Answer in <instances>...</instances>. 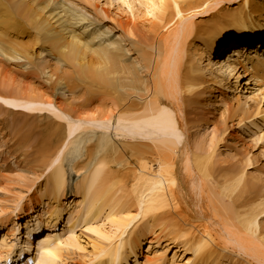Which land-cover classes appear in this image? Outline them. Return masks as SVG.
Masks as SVG:
<instances>
[{
	"label": "rangeland",
	"instance_id": "374dc122",
	"mask_svg": "<svg viewBox=\"0 0 264 264\" xmlns=\"http://www.w3.org/2000/svg\"><path fill=\"white\" fill-rule=\"evenodd\" d=\"M2 1L0 0V2ZM6 1H9L8 7L12 12L20 5V7H23L24 13L29 7L38 11V8L45 7L44 3H50L46 10L40 13L41 22L48 19L46 12L55 13L54 8H52L55 6L62 8V10L70 9L83 16L85 27L81 24L71 25L70 29L76 30L77 34L81 33L83 39L94 46L93 49L100 48L97 45H101V48L113 51V55L116 54L119 58L118 69L137 68L139 71L137 75L143 77L142 81L147 84V87L150 86L148 82L149 74L144 69L145 61L140 55V50L148 44H144L142 41L148 39L149 45L159 44L161 37L167 34V28L163 30L161 28L154 29L147 22L143 24L144 17L139 15L136 20V24L139 22L137 37H129L124 32L123 27L128 24L129 18L132 19L131 13L116 0H51V2L48 0H35L32 4L29 0ZM243 2L244 0L225 1L220 7L228 8L230 6V9L239 10L238 6ZM255 2L264 3V0H255ZM135 5H137V8L139 7L137 2ZM215 10L212 9L204 15H198L195 21L203 20V22L196 24L195 27L197 29L200 26L209 28L212 19H214L213 17L219 15V11ZM19 13L23 14L22 12ZM53 17L54 14L48 21ZM140 17H142L141 20ZM132 21L134 20L132 19ZM55 22H57L56 18L51 20L49 25L56 27ZM20 23L22 25L20 24L16 30L7 32V34L10 33V41H12L9 45L15 46L18 50L26 49L29 57L13 60L6 58L0 52V92L12 97H33L41 99L43 102L52 101L53 103L49 106L31 107L23 105L17 100L0 98V243L3 239L5 240V234L8 236V232L12 231L14 234V237H10L6 241L11 248L4 255V258L13 257L18 251L29 252L31 250L30 246H32V244H29V239H32L36 244L42 242L46 244L52 242L55 238H63L65 231L68 230L66 227L68 214H64L59 219L49 218V215L45 214L56 206L55 196L53 194L51 196L48 191H45L46 189L43 190L46 178L51 170L41 174V169L36 168L41 164L44 156L49 155L50 151L57 146L61 135H65L66 123L68 125L74 121L73 117H69L72 119L70 120L67 115L65 116L59 112L57 105L73 106L74 111L72 113L86 119L93 117L97 119L109 117L110 119V124L107 123L106 129L101 125L99 128L97 125H95L97 127H94L93 124H83L77 127V132L74 133V137H71V143L69 142L67 150L56 162V165L62 163L66 179L65 197L60 200L62 207L66 208L67 203H69L70 196L68 192L83 180L82 178L93 168H96L100 160L105 161L103 170L108 169L110 175H114L115 180H119L120 184L125 186L124 188L129 192L136 179L134 176H137V174L138 177L143 175L141 177L143 179H148L146 177L155 179L157 177L158 163L157 161L154 162L155 153L160 154L159 150L169 148L172 159L175 157L173 159L174 166L172 167L175 184L170 181L167 183L162 181L158 184L160 190L164 191L162 194L164 202L168 200L169 203L165 202L164 208L159 211L157 209L154 214L150 215L148 219L146 217L144 221V217L140 218L137 215L138 210L133 205L129 212L133 216L137 215L136 218L129 220L128 227L130 228L126 226L121 231L118 230L119 237L121 234L124 235L121 236L122 238L120 237L122 241L129 239L130 236L136 237L140 233H145H143L141 240L142 245L137 250V261L134 257H129L123 259L121 264H137V262L142 264L145 261V256L153 258L155 255L160 259L159 264H250L249 257L243 252L231 248L230 250H222L223 242L226 241L224 230H217L216 226L209 221L201 223L189 216L188 212L190 210L185 206L191 208V203L196 198L198 199L196 201H199L198 203L202 205V211L210 217L216 218L215 220L219 221L217 223L221 224V228H225L231 234L239 233L245 240L251 241L260 254H264V95L258 92L259 90L257 91L260 87L255 84L254 78L250 77L251 74H241L239 80L227 77L226 79L210 80L211 77L207 72H204L206 77L197 73L194 76L203 80H198L195 83L196 88H185L181 91L180 101L185 112L183 110L180 112L183 114V121L185 122V138H182L183 140L179 138V140L172 135L160 137L157 134L148 137L137 136L132 133H124V131L115 128V119L123 109V107H120V104L123 103L119 102L120 95L118 96L117 93L121 91L124 92L123 95H127L125 89L119 88L120 85H115L116 80L111 78L106 83H98L96 86L88 78H84L83 75H81L83 79L80 75L78 78L75 73L76 71L79 72L77 66L58 58L56 52L50 53V48L43 45L40 39L41 35L38 37L36 31L29 26H23L25 24L24 20ZM166 23H168V28H172L175 24V22H172V17ZM33 26H35V23ZM102 40L107 41L102 42ZM229 40L224 41L225 46L222 48L225 50L224 52L230 49L232 41L233 43L238 41L231 38ZM190 41H193V39ZM255 42L253 41V44H256ZM110 43L114 45V48L108 47ZM197 43L200 44L199 46L202 45L200 42ZM263 47L260 48L262 53L258 57L263 58ZM186 48L185 55L181 59L180 68L177 69L180 81L185 78L184 72L187 64L193 60L191 51H187ZM156 52V49L144 51L145 54L148 53L147 56L150 58ZM89 60L85 59L81 61V64L88 63ZM194 65V69L197 70L198 63L194 62ZM64 71L73 74L72 81L78 86V88H71L74 90L73 95L69 93L64 82L62 83L59 80L60 76L64 75V73L62 74ZM241 71L242 69H239V73H242ZM261 74H263L261 77L264 79V72ZM115 75V78L122 81L123 84H129L131 81L127 73ZM88 83L91 86H88ZM142 94L147 97L146 92ZM253 94H258L253 97L255 101L254 99H248V96H253ZM133 95L128 98L127 103L136 101L142 104V107L148 104L149 96L141 100L137 98V94L134 95L135 97ZM256 96L258 98H255ZM89 99H91L90 102ZM159 101L160 108H166V104L169 103L168 99L162 95L161 98L159 96ZM18 103L20 104L18 105ZM211 103H214L213 106L210 105ZM54 104L55 107H53ZM14 105L16 106L14 107ZM140 115H142V112L137 114V116ZM261 137L262 139L259 140ZM186 142L188 145H186ZM133 145L139 147L148 145L150 149H143L142 147L144 153L141 154L138 151L141 148H136L135 154L134 148L136 146ZM183 146H188V150L196 163L200 162L199 165L203 170L199 176H207H204V179H201L202 181H196L192 173L191 166H194V164L188 165V162H185V160L187 161L186 157L184 155L182 157L181 154L185 151ZM175 147L177 148L175 149ZM47 149L48 154L46 153ZM179 153H181L180 157ZM133 155L135 159L132 157ZM136 158H138L137 164L135 163ZM139 166L146 169L140 171ZM186 175L188 176L186 177ZM197 184H201L205 192L203 189L198 190ZM167 190L170 192L165 193ZM170 193L173 195H170ZM164 194L168 195L164 197ZM41 195L43 200L40 198ZM200 195L205 198L204 200L202 197L204 203L201 202ZM173 197L174 200H172ZM71 198L74 199L73 196ZM191 199L192 201L189 202ZM131 204H134V201ZM102 211L104 213L100 215L101 218L93 220L91 225L92 227L94 225L95 227L100 226L105 237L111 234V237H115L111 241H114L111 242L109 236L104 240V238L99 239L91 235L86 230L85 225L77 227V221L73 227L75 232L71 236L78 240L77 245H80L82 249H64L61 258L54 264H97L98 262L94 261V251L109 250L116 245L119 239L116 237L118 231L114 228L112 230V227H109L107 223L106 226L103 224L106 222H103L104 215L109 211L106 209ZM227 218L232 225L225 221ZM131 222H134V224ZM130 223L132 226H130ZM103 227L106 228L108 234L104 232ZM126 228H128V231L125 233ZM56 231L59 233L55 235ZM131 231L133 235H128ZM207 231L208 233H206ZM171 232L184 233L185 235L182 234L184 237L181 239L183 241H172L173 235ZM206 234L207 236H205ZM98 239L102 243L97 241ZM201 239L203 240L202 245L206 239L208 241L205 242L206 247L203 248L202 254H195L189 245L182 248L186 241L198 240L201 242ZM103 240L106 242L104 245ZM110 243L111 248H109ZM208 243L210 244L208 245ZM92 244L98 245L95 246L96 249ZM43 245L37 249L41 250ZM33 258L32 261L35 260V256ZM102 262L98 264H107L104 259Z\"/></svg>",
	"mask_w": 264,
	"mask_h": 264
},
{
	"label": "bare ground",
	"instance_id": "6f19581e",
	"mask_svg": "<svg viewBox=\"0 0 264 264\" xmlns=\"http://www.w3.org/2000/svg\"><path fill=\"white\" fill-rule=\"evenodd\" d=\"M48 1L51 2V0ZM116 1L120 3L121 6H123L128 11H130L132 16L131 18L134 20L132 21V19L129 18L128 24L124 25L123 27L124 32H126V34L129 37L130 36L134 38L137 37V25L139 24V22H137L138 24H136V20L139 17V15L140 16L142 15V17H144L143 24L147 22L148 24H150V27L154 29H158V28H161V30H163L164 28L168 29V30L166 29L168 31L167 34L161 37L159 44L149 45L148 39L142 41L144 44H148L146 47L140 50V55L141 57L144 58L143 60L145 61L144 69L146 70V73H148L150 77L148 81L150 83V86L148 87L147 84L142 81L143 77H139L137 75L139 72L137 68L133 67V69L130 68L118 69L119 58L116 54L113 55V51H111L110 49L101 48L102 47L101 45H97L100 48L93 49L94 46H91V44L87 42V40L83 39L81 33L77 34L76 30L70 29L71 25L81 24L83 25V27H85L84 26L85 19L83 18V16L75 13L74 11H71L70 9L62 10V8L60 9V7L55 6L52 7L54 8L55 13L54 12L51 13L49 11L46 13L48 14V19H50L54 14V17L51 20L56 18L57 22H55V24H57V26L53 27V25H49L51 20L48 21V19L46 21L41 22L40 13L45 11L50 3L48 4L44 3L45 7L38 8V11L32 10L31 7H29V9L26 10L27 13L26 14L23 12V7H20V5L18 8L15 9L14 12H12V10L8 7L9 1L3 0L2 2H0V52L6 58L13 60L27 59L29 57V54L26 49L23 48L21 50H18L15 46L9 45V43H12V41H10L11 40L9 36L10 33L7 34L8 31L16 30L20 24L22 25V23L20 22L24 20L25 24L23 26H27V27L29 26L31 29L36 31L38 37H40L39 35H41L40 39L42 40L43 45H45L46 47L48 46L50 48V53L56 52L58 58L78 67L80 73L78 71L75 72L78 78L79 75L80 77L81 75H83L84 78H88L89 81L96 86L98 85V83H106L108 79L113 78L114 80H116L115 85H120L119 88L126 90L127 95H123L124 92L121 91L117 93L118 96L120 95L119 102L123 103L120 104V107H123V109L121 110L122 112L118 114V117L115 119L116 121L114 124H115V128L124 131V133H132L137 136L148 137L149 135L157 134L160 137L172 135L174 138H178V139L185 138L184 137V134L186 132L184 131L185 122L183 121L184 118L183 114L180 112L183 110L181 106L182 103L180 101L182 94L181 91L185 88H189V89L196 88L195 83L198 80H203V79H199L198 77L196 78L194 76L197 75V73L198 75L201 74L202 76L206 77L204 72H207L208 75H210L211 77L210 80L226 79V77L229 79L236 78L237 80H239L241 74L247 75L248 73L251 74L250 75L251 78H254L253 80L255 84L260 87L259 89H257V91L259 90L258 92L264 95L263 94L264 79H262L261 77L263 76V74L261 73L264 72V56L263 58L258 57L262 53L260 49L259 51L256 49L254 52L248 51L249 49L253 51L256 48V46L259 47V45H263L264 3L262 2L258 3L255 2V0H244V2L238 6L239 10H236V9H230L229 8L230 6L228 8L220 7L221 4L225 3V1L229 2L231 0H116ZM29 2L32 4L35 2V0H29ZM136 2L139 5L138 8L136 7L137 5H135ZM212 9H216L217 12L219 11L218 13L219 15H215V17H213L214 19H212L209 28L207 26L206 27L200 26L197 29L195 25L202 23L203 20L199 19L200 21L198 20L195 21L196 17L198 15L200 16L204 15L209 10ZM19 12H22L23 14H20ZM24 14H26L27 16ZM142 17H140L139 19L141 20ZM171 17H172V22H175V24L172 26V28H168L167 27L168 23L166 22H168ZM34 23L35 26H33ZM190 38L193 39V41H190L191 40ZM229 38L235 41L238 40L240 41V43H238V41L233 43L232 41V43L230 44L231 46L230 49L224 52L225 50L222 49L225 46L224 41L229 40ZM68 40L70 41L67 42ZM106 41L107 40H102V42H106ZM253 41H256L255 42L256 44H253ZM197 42L202 43V45L199 46L200 44ZM244 44H248V45H244ZM108 47L114 48V45L110 43L108 44ZM185 48L188 49L187 51L189 52L191 51L193 60H191V62L187 64V68L185 69L184 72L185 78L184 80L181 79V81L183 82L180 83L181 82L179 79L180 76L178 74L177 69L180 68L182 62L181 59L185 55L186 52ZM147 49L148 50L156 49L157 52L155 55H153L150 58L149 56H147L148 53L147 54L144 53V51ZM252 55L257 57L256 61L251 59ZM85 59H90V60L88 63L81 64V61H84ZM194 62L196 64L198 63L197 70L194 69L195 66ZM239 69H242L241 71L242 73H239ZM81 71L83 72L81 73ZM63 73L64 75L60 76L59 80L62 83L64 82V85L66 88H68L69 93L73 95L74 90L71 88H78V86L72 81L73 74L71 72L67 73L66 71L62 72V74ZM120 73H125V74L127 73L130 76L131 81L129 82V84L126 83L123 84L122 81L115 78L116 76L115 74H120ZM88 84H89L88 86H91L90 83ZM214 89H216V87H214ZM143 92H146L147 97L148 96L150 97L148 104L146 105L145 103L146 105L145 107H142V104H139L136 101L127 103L128 98L131 97L133 94L134 95L137 94L138 95L137 98L141 100L147 98L144 96V94H142ZM258 94H253V96H248V99L253 100L254 95H258ZM161 95L164 98L168 99L170 106L169 103L168 105L165 103L166 108L162 107L163 108L162 109L159 107L158 101H159V96L161 98ZM0 98L6 100L7 99L8 100L12 99L15 101L17 100L18 102H21V104L31 107L38 105L49 106L52 105L53 103L52 101L43 102L41 99L33 98V97L32 98L12 97L1 92H0ZM255 98L258 97L256 96ZM90 100L91 99H89V102ZM19 104L20 103H18V105ZM213 104L214 103H211L210 105L213 106ZM15 106L16 105H14V107ZM57 106L59 112L63 113L65 116L67 115L68 116L67 118L73 117L74 121L70 122V124L68 125L66 123V129H64L66 130L65 135L64 134L61 135V138L58 139L57 146L50 151L49 155L44 156V158L41 161V164L36 168L41 169V174H43V172L47 170H51L49 171L50 173L49 176H47L46 178V184L44 185L45 188L43 190L46 189L45 191H48V193L51 194V196L52 194L53 196H55L54 202L56 203V206L52 207L50 211L47 212L45 211L46 213L45 212L44 213L49 215V218L54 217L55 219L61 218L64 214H68L69 217L66 223V227L68 230L65 231L66 236L64 235L63 238H55L53 239L52 242L44 244L41 250L37 249L35 260L32 261L33 264H54V262H56L61 258L64 249H70V248L82 249L80 248V245H77L78 240L77 239L75 240V238L71 236L75 232L73 227L77 221H78L77 227L79 225H85L86 230L91 235H94L99 239L104 238V240L105 238L110 237V241H111L115 237L114 238L111 237V234L108 235L109 237L108 236L105 237V234L103 233V230L100 226L95 227L94 225V227H92L91 225L92 224L91 222L93 220L98 219L100 215L104 213V211H102L103 209L109 211L104 215L103 222L105 221L106 222L103 224L105 225L107 223L109 227H112L111 228L112 230L114 228V230L117 229L118 231L120 229L121 231V229H124L126 226L128 227V223L131 220H134L137 215H139L140 218L144 217L143 218L144 221L146 217L148 219L150 215L154 214L157 211V209L159 211L160 209L165 207L166 205L165 202L167 203L168 200L164 202V198L162 195L164 191L163 190L161 191L158 185L160 182L162 183V181H164L163 183L165 182L167 183L170 181L175 184L174 182L175 179L172 172V167L174 166L173 159L175 157L172 159L171 154L169 152L170 150L167 147L166 150L163 149L159 150L161 155L155 153L156 158L154 162L156 163L157 161L158 163L157 165L158 169L156 171L157 177L154 176L151 172L154 170H151L150 173L154 177H156L155 179L150 177H146L148 179H143L141 178L143 175L141 177H138L137 174V176H134L136 179L134 180L135 182L133 186L131 185L132 188L130 189L131 191L129 192L126 191V189L124 188L125 186L120 184L119 180H115L116 178L114 175L113 176L110 175V171L108 169L106 171L103 170L105 161L100 160V163L97 165V167L93 168L86 176L82 178L83 180L77 183L76 186L68 192L70 196L69 203H67L66 208L62 207L60 200L63 197H65L64 186L66 179L64 177L62 163L60 162L58 163V165H56L57 164L56 162L59 161V159L63 156L64 152L67 150L68 144L71 143L70 141L71 137L74 135L75 132H77L76 131L77 127L83 124H93L92 126L94 127L98 126L99 128V126L101 125V127H105L106 129L107 123H109L110 119L109 117L107 118L105 117V119L102 118L97 119L94 117L91 119H86L84 117H79L74 115L72 113L74 111L73 106L70 105H66V106L57 105ZM53 107H55V104ZM140 112H142V115L137 116V114H140ZM183 112L185 111L183 110ZM69 119L72 120L71 118ZM69 119L68 121H70ZM261 139L262 137L259 138V140ZM186 145H188V143ZM142 147L143 149H150L148 145H141L140 147L136 146L134 148V153L136 154V148L137 149L141 148L138 151L141 154H143L144 150L142 149ZM176 148L177 147H175V149ZM184 148L185 151H183L182 154L179 153V157L180 154L182 155V157L184 155L187 159V161L185 160V162H188V165L194 164V166H191V168L193 169L192 173L196 181L198 180L200 181L201 179L203 180L204 176L206 175L202 174L204 176L201 175L199 176L200 172L202 173L203 170L199 165L200 162L197 163L195 162L194 158L192 157V154L188 150L189 149L188 146H185ZM48 149L46 150L47 154H48ZM173 155L175 154L173 153ZM132 157H134V155ZM137 159L138 158H136L135 163L137 162ZM145 169L139 166L140 171H143ZM183 173L185 174V172ZM187 176L188 175H186V177ZM197 185H198L197 187L198 190L203 189L201 184L200 185L197 184ZM168 191L169 190H167V192L165 193H168ZM167 195H165L164 197H166ZM170 195L173 194L170 193ZM71 196H73L74 199H72ZM200 197L201 195L199 196V198ZM202 197L200 198L201 200ZM40 198L43 200L42 195L40 196ZM196 199L193 201V203H191V208L185 206V208H189L190 210L189 212L187 211L189 216L195 218L196 221L198 220L201 223L202 222L207 223V221H209L211 224H214L216 226L215 228L217 230L218 229L224 230L226 241L223 242L224 245L221 247L222 250L224 249L230 250V248L232 250L237 249L240 252L246 254L247 257H249L251 261L249 262L250 264H262V262H264V256H263L264 254L263 255L262 253L260 254L255 249L251 241L245 240L243 237L239 235V233L231 234L228 231H226L225 228H221V224L217 223L219 221L218 220L216 221L215 220L216 218L214 219L213 217H210L209 215L205 214L202 211V205H200L198 203L199 201L197 202ZM203 199L205 200L204 197ZM172 200H174V197L172 198ZM132 201H134V204H131ZM191 201L192 199L189 202ZM201 202H203V200ZM133 205L134 208L138 210V214L135 216L131 215V213L129 212V210L132 208ZM225 221L227 223L229 222V224L232 225L228 218ZM134 222L131 223L134 224ZM68 224L70 225V227ZM130 226H132V224ZM128 228H126L127 230L124 231L125 233L126 231H128ZM105 229L104 232H107ZM108 230L111 231L109 228ZM143 233L136 235V237H132V236L129 237L128 235H133L131 231L127 235L129 239H125L124 241H122L121 236L124 235L121 234L120 235L121 238H120L118 231L116 233L117 234L116 237L119 239L118 241L116 239L117 243L116 245H114L112 249H109L112 247L110 243L111 246L108 248L109 250L100 249L98 251H94L98 245L96 246L92 244L94 247L96 246L95 249L93 250L95 254L94 261H97L98 263H103L102 261L104 259V261H106L105 263L107 264H121L123 259L129 257H134L135 261H137L136 254H137V250L140 249V246L142 245L141 240L143 237ZM178 233L171 232V234L173 235V238H171L172 241H180V242L183 241L181 239L182 237H184L185 234L182 233L184 234L182 236V234H178ZM206 233H208V231ZM7 235L8 236H6L5 234V240L3 239L0 243V261L4 258V255L7 254L8 253L7 251L11 248V246L8 245L6 242L7 239H9L10 237H14L12 231L8 232ZM205 236H207V234ZM243 236L247 237L245 234H243ZM99 239L97 241L101 242ZM202 239L201 242L198 240H197L198 242L186 241L182 248H185L186 245H189L190 249L193 250L195 254H202L203 248L206 247L205 242L209 241L208 238H207L208 241H206L207 239L206 240L204 239L205 242H203L202 245V241H203ZM105 243L106 242L104 241L103 245ZM209 244L210 243H208V245ZM28 247L27 249H29ZM49 253H52V255H49ZM242 256L244 257L243 254ZM144 260L145 261L142 264H159L160 259H158L155 255L153 256V258H149V256L147 257L145 256Z\"/></svg>",
	"mask_w": 264,
	"mask_h": 264
},
{
	"label": "snow or ice",
	"instance_id": "6c2138e0",
	"mask_svg": "<svg viewBox=\"0 0 264 264\" xmlns=\"http://www.w3.org/2000/svg\"><path fill=\"white\" fill-rule=\"evenodd\" d=\"M90 230V229H89ZM49 255H52V253H49Z\"/></svg>",
	"mask_w": 264,
	"mask_h": 264
}]
</instances>
